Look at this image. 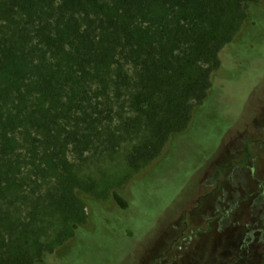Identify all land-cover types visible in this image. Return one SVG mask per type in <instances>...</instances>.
Returning <instances> with one entry per match:
<instances>
[{
    "label": "trees",
    "instance_id": "1",
    "mask_svg": "<svg viewBox=\"0 0 264 264\" xmlns=\"http://www.w3.org/2000/svg\"><path fill=\"white\" fill-rule=\"evenodd\" d=\"M257 2L0 0V264H46L84 218L67 151L136 136L139 168L185 128Z\"/></svg>",
    "mask_w": 264,
    "mask_h": 264
},
{
    "label": "rangeland",
    "instance_id": "2",
    "mask_svg": "<svg viewBox=\"0 0 264 264\" xmlns=\"http://www.w3.org/2000/svg\"><path fill=\"white\" fill-rule=\"evenodd\" d=\"M247 14L223 52L214 89L193 105L185 128L169 136L154 159L139 168L128 164L136 136L81 155L67 151L76 185H82L75 190L84 218L54 244L46 264L264 262V217L251 212L252 194L245 196L255 186L244 159L248 148L261 178L264 0ZM115 191L125 208L114 199ZM44 219L40 241L49 243L58 234V220L52 209ZM63 250L65 258L58 257Z\"/></svg>",
    "mask_w": 264,
    "mask_h": 264
},
{
    "label": "flooded vegetation",
    "instance_id": "3",
    "mask_svg": "<svg viewBox=\"0 0 264 264\" xmlns=\"http://www.w3.org/2000/svg\"><path fill=\"white\" fill-rule=\"evenodd\" d=\"M263 141H264V139H263ZM260 149L263 150V148H260ZM247 160H249L250 164H251V173H252V179L254 180L253 183H254L255 189L251 192L246 193L245 196H248L249 193L252 194V198H251V202H250V206H249L251 212L254 213L255 215H257L258 212L261 211L262 216L264 217V163H263L262 167L260 168V170H261L260 175H262V176H261V178H259L255 174L256 157L250 156V157H248ZM242 177H244L243 172H242ZM242 181L244 182L245 178H242ZM245 188H247V187H245ZM241 199H242V197L236 199V202L232 207H234V206L238 207L240 202H241ZM232 207L227 208L228 213H230Z\"/></svg>",
    "mask_w": 264,
    "mask_h": 264
}]
</instances>
